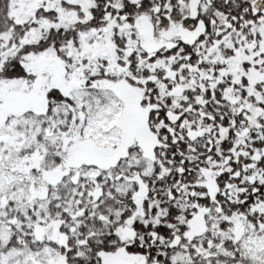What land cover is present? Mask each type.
I'll use <instances>...</instances> for the list:
<instances>
[{"label": "snow or ice", "instance_id": "1", "mask_svg": "<svg viewBox=\"0 0 264 264\" xmlns=\"http://www.w3.org/2000/svg\"><path fill=\"white\" fill-rule=\"evenodd\" d=\"M0 264H264V0H0Z\"/></svg>", "mask_w": 264, "mask_h": 264}]
</instances>
